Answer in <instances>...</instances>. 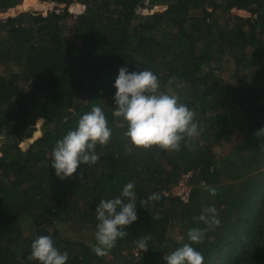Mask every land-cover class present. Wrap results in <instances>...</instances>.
Instances as JSON below:
<instances>
[{
    "label": "trees",
    "instance_id": "trees-1",
    "mask_svg": "<svg viewBox=\"0 0 264 264\" xmlns=\"http://www.w3.org/2000/svg\"><path fill=\"white\" fill-rule=\"evenodd\" d=\"M42 1L64 5L0 11V264H39L29 257L41 235L68 253L66 264H167L192 228L205 229L192 245L204 264H264V137L255 135L264 128V0ZM121 67L156 74L161 91L195 112L199 134L178 152L134 146L127 122L112 115ZM93 105L110 142L97 144L96 164L61 179L54 146ZM187 173L185 201L176 189ZM129 182L138 220L97 256L95 210ZM151 193L160 198L145 202ZM213 206L220 224L208 227L197 218ZM144 237L147 252L136 243Z\"/></svg>",
    "mask_w": 264,
    "mask_h": 264
},
{
    "label": "clouds",
    "instance_id": "clouds-1",
    "mask_svg": "<svg viewBox=\"0 0 264 264\" xmlns=\"http://www.w3.org/2000/svg\"><path fill=\"white\" fill-rule=\"evenodd\" d=\"M172 81H169L171 84ZM114 96L115 108L112 115L127 122L124 137L131 143L144 149L158 146L165 151H180L181 142L199 134L198 124L194 121L195 112L180 102L176 94L161 91L159 78L152 71L129 72L127 67L119 69L115 80ZM255 135L264 137V128ZM112 137L107 117L100 106L93 105L91 110L82 115L77 127L57 140L52 151V168L61 179H67L77 173L81 165H94L100 159L96 154V146H107ZM264 152V144L260 145ZM81 178L83 173H80ZM202 185L207 188L205 182ZM212 195H216L214 188H208ZM160 197L151 193L145 202L155 201ZM136 192L134 183H127L120 194L112 199L101 200L96 208V219L99 221L95 233L96 244L93 252L100 257L108 255L115 247L118 239L127 236L124 230L138 220L136 210ZM205 215L197 219L204 221L208 227L219 226L215 207H206ZM153 219H155L153 217ZM205 229L192 228L187 233L191 243H184L164 259L167 264H204L203 254L194 248L193 244H202ZM144 252L148 251L147 237L137 242ZM30 260L39 264H66L68 253L61 252L53 239L47 235L37 237L31 244Z\"/></svg>",
    "mask_w": 264,
    "mask_h": 264
},
{
    "label": "rangeland",
    "instance_id": "rangeland-1",
    "mask_svg": "<svg viewBox=\"0 0 264 264\" xmlns=\"http://www.w3.org/2000/svg\"><path fill=\"white\" fill-rule=\"evenodd\" d=\"M36 1H37V4L44 5V7L35 8V7H33L34 5H31V6L25 8V7H22L21 5H18V6L12 7L10 10L3 11V13H1V14L2 15L5 13L6 14L7 13L17 14L19 11H22L25 9H34V10L38 9L39 11H44L46 13L48 9L56 8L58 10L60 7H62L64 5V4H60V5L56 6V3L52 2V1H42V0H36ZM75 6L79 10H82L84 8L83 6L79 7L76 4H75ZM75 6L72 5L71 10H73ZM161 7L162 6H159L158 8L161 9ZM233 11L236 13L242 14V15H246V16L249 15V12H247L246 10H243V9H233ZM224 60H225V58L222 61H224ZM222 68L225 71H227V73L229 74L230 70L233 68V62L231 60L230 61L225 60L224 63H222ZM176 229H179V228H176Z\"/></svg>",
    "mask_w": 264,
    "mask_h": 264
},
{
    "label": "built area",
    "instance_id": "built-area-1",
    "mask_svg": "<svg viewBox=\"0 0 264 264\" xmlns=\"http://www.w3.org/2000/svg\"><path fill=\"white\" fill-rule=\"evenodd\" d=\"M188 175L189 173L185 174L184 177L181 178L176 189V193L179 194L185 201L188 200L189 193L191 190V185H189L187 182Z\"/></svg>",
    "mask_w": 264,
    "mask_h": 264
},
{
    "label": "water",
    "instance_id": "water-1",
    "mask_svg": "<svg viewBox=\"0 0 264 264\" xmlns=\"http://www.w3.org/2000/svg\"><path fill=\"white\" fill-rule=\"evenodd\" d=\"M75 4H76L77 6H79V7H80V6H83V7H84V3L80 2V1H76ZM35 8H39V7H35ZM10 9H11V8H0V11L3 12V11L10 10ZM36 10H38V9H36ZM245 16H246V15H245ZM40 132H41L40 130H36V131H35V134L38 135V134H40ZM24 145H25V146H28L29 143H28V142H25Z\"/></svg>",
    "mask_w": 264,
    "mask_h": 264
},
{
    "label": "bare ground",
    "instance_id": "bare-ground-1",
    "mask_svg": "<svg viewBox=\"0 0 264 264\" xmlns=\"http://www.w3.org/2000/svg\"><path fill=\"white\" fill-rule=\"evenodd\" d=\"M34 6L33 7H44V5H39V4H37V2L35 3V4H33Z\"/></svg>",
    "mask_w": 264,
    "mask_h": 264
}]
</instances>
